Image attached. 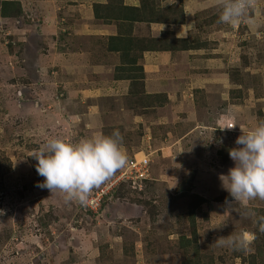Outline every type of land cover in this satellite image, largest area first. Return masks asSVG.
I'll return each instance as SVG.
<instances>
[{
    "label": "rangeland",
    "instance_id": "rangeland-1",
    "mask_svg": "<svg viewBox=\"0 0 264 264\" xmlns=\"http://www.w3.org/2000/svg\"><path fill=\"white\" fill-rule=\"evenodd\" d=\"M8 1L22 11L13 18L0 12V264H184L193 254L179 240L192 235L194 194L205 198L196 213L199 262L248 264L252 253L264 261L256 223L264 201L250 202L255 216H240L219 179L235 166L229 150L242 147L235 143L240 127L264 121V0L251 23L234 26L218 22V0H145L183 7L191 18L161 13L172 25L158 40L176 45L175 29L185 22L198 48H176L155 66L141 58L145 77L136 94L129 80L115 78L120 57L107 50L116 21L94 15V3L106 0ZM116 129L128 161L141 151L150 157L144 189L126 181L109 187L125 167L93 190L108 188L92 210L37 186L44 177L29 154L47 138L74 143ZM244 232L247 251L215 244Z\"/></svg>",
    "mask_w": 264,
    "mask_h": 264
},
{
    "label": "clouds",
    "instance_id": "clouds-1",
    "mask_svg": "<svg viewBox=\"0 0 264 264\" xmlns=\"http://www.w3.org/2000/svg\"><path fill=\"white\" fill-rule=\"evenodd\" d=\"M221 8L218 22L236 25L241 21L251 23L250 12L255 11L257 0H218ZM180 38V33L178 34ZM236 125H225L221 130L234 129ZM242 134L236 145L229 150L235 162L228 174H220L221 186L233 198L226 201L229 209L239 208L240 216H255L249 207L257 199L264 201V121L249 130L240 127ZM123 137L118 129L110 135L101 131L77 142L52 136L42 146L34 149L29 157L34 158L38 175L44 177L40 188L53 194L59 192L65 202L77 201L87 205L94 189H99L118 171L128 164V157L122 147ZM107 196V195H106ZM259 231L264 233V215L257 218ZM251 242L250 234L233 233L219 237L215 244L237 251H247Z\"/></svg>",
    "mask_w": 264,
    "mask_h": 264
},
{
    "label": "trees",
    "instance_id": "trees-1",
    "mask_svg": "<svg viewBox=\"0 0 264 264\" xmlns=\"http://www.w3.org/2000/svg\"><path fill=\"white\" fill-rule=\"evenodd\" d=\"M176 10L185 16L183 7L176 9L173 4L160 7L159 4L155 6L145 0L141 1L140 6L127 5L125 4V0H106V2L94 3L93 11L97 19L104 20L106 23L116 21L117 34L108 37L107 50L119 55L120 63L115 67V78L117 80H129L131 94H136L139 91L137 85L140 83L142 85L144 81V68L140 60L145 50H173L179 47L184 49L198 48V46L189 43L190 40L187 38L176 39L177 44L171 45L168 42V44L163 43L161 40H158L159 38H141L134 34L137 22H169L165 19L170 18L162 16L163 12L166 11L169 15ZM21 11V5L15 1H4L0 8L1 15L4 18L17 17ZM204 202V197L194 194V200L189 206L188 219H190V224L193 228L192 235L191 237L182 235L179 243L186 252L191 251L193 257L184 262V264H193V262L195 264H205L204 261L199 262L202 254L199 248L196 228V213L199 206ZM263 252L259 254L263 256ZM250 256L252 259L249 260L248 264H264V261H258L255 253H252Z\"/></svg>",
    "mask_w": 264,
    "mask_h": 264
},
{
    "label": "crops",
    "instance_id": "crops-1",
    "mask_svg": "<svg viewBox=\"0 0 264 264\" xmlns=\"http://www.w3.org/2000/svg\"><path fill=\"white\" fill-rule=\"evenodd\" d=\"M125 4L133 5V6H140L141 1L140 0H125ZM189 19H191V18H189L188 15L185 16V21H189ZM169 23L170 22H162V21H158V22H137L135 24L136 26H135L134 34L136 36L140 37V33H139L140 31L138 29H139L140 26H145V28L147 29V33H146L145 36L141 34V38H155V39L157 38L158 39V38L162 37V32L164 30H166V29H163V28L166 27V26L168 27V25H172V24H169ZM189 23H191V22H189ZM186 24H188V23L184 22L182 24H177V25H180V26L176 27L177 29H175L176 38L177 39H184V38L189 39V31H191L192 28L191 27L189 29L183 28V26L186 25ZM111 25H113L112 27H114L115 30H113L114 33L111 32L110 35L117 34V26H116V24L114 25L112 23ZM178 28H180V29H178ZM179 33H180V38L178 36ZM191 50L192 49H184V48H181V47L178 48V51L180 53H185L187 51L190 52ZM174 51H177V50H175V49H173V50H157V49L156 50H152V49L151 50H145L143 52V57L142 58L143 59L150 58L151 60L152 59L155 60L156 64H154V66L155 65H160L161 63L166 64L172 59V55H173ZM187 64H189V63H185V65H187ZM191 64L193 65L194 63L192 62ZM191 64H189V65H191ZM188 71H189V69H188ZM161 77L162 76H160V74L157 72V78L161 79ZM201 78L202 77L197 78L195 80V82L197 81V86H203V83L200 82Z\"/></svg>",
    "mask_w": 264,
    "mask_h": 264
},
{
    "label": "built area",
    "instance_id": "built-area-1",
    "mask_svg": "<svg viewBox=\"0 0 264 264\" xmlns=\"http://www.w3.org/2000/svg\"><path fill=\"white\" fill-rule=\"evenodd\" d=\"M140 153L142 156L138 157L139 153L134 155V157L128 161L125 170L110 183L109 187H116L120 184V182L126 181L129 182L135 189H144L145 186H143V184L151 178L150 157L144 151H141ZM106 192H108L107 187L106 189H100L97 192H92L89 197L88 204L86 206H82L86 209L89 208L97 210L101 206L104 196L107 195Z\"/></svg>",
    "mask_w": 264,
    "mask_h": 264
}]
</instances>
